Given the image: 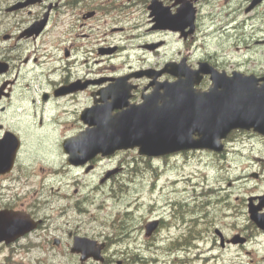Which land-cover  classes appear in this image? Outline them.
<instances>
[{
	"label": "flooded vegetation",
	"instance_id": "1",
	"mask_svg": "<svg viewBox=\"0 0 264 264\" xmlns=\"http://www.w3.org/2000/svg\"><path fill=\"white\" fill-rule=\"evenodd\" d=\"M250 2L244 0L242 6L246 8ZM211 3L212 0H0V233L17 231L19 234L30 229L8 243L0 242V250L23 252L62 247L70 252L75 238L83 237L104 244L103 261L98 264H125L108 254V234L82 233L80 221L65 228L67 238L64 240L57 237L63 232L58 220L75 209L74 198L79 195H75L76 185L91 188L85 198L95 199L102 194L109 199L107 195L112 197V192L118 199V193L126 187L125 174L130 173L128 179L133 182V177L140 174L139 168L123 163L122 155L128 151L122 150L109 157L99 154L84 163H69L66 150L71 146L66 149L65 143L83 134L86 136L93 128L89 124L93 109L120 104L117 99L123 101L124 97L127 106L138 105L157 86L174 82L176 78L163 72L167 63L181 64L182 67L175 70L184 68L193 74L205 64L210 70L231 77L232 83L240 81L244 89H253V93L264 100V33L247 39L250 54H244L247 56L243 57L244 63L226 67L216 54L205 50L197 61L190 58L188 49L199 34L200 11ZM184 4H191L196 11L192 33L188 27L181 32L157 28L159 23L152 15L153 8L161 10L165 15L160 19L166 21L169 19L166 13L176 16ZM227 8H231V0ZM259 9L263 12L260 21L264 25V0L252 13ZM136 25L142 31L134 34ZM128 27L133 29L128 32ZM123 32L132 33L128 37L131 40L128 49H133L132 44L138 39L142 40L136 45V51L145 61L165 48V39L172 36L182 43L184 51L178 52L170 62L124 67V48L119 43ZM198 76L195 89L208 91L213 85L211 75L199 73ZM124 109L126 107L115 108L109 115L115 116ZM223 143L224 151L220 154L199 150L145 160L167 162L179 156L206 154L211 156V164L218 166L231 151L227 199L220 194V187L207 181L201 184L193 181L199 175L186 177L191 179L186 184L193 190L201 187L195 195H207V198L198 202L185 197L169 204L174 217L183 222L185 232L183 239L169 238L170 247L187 246L202 237V222L208 229L212 224L208 219L211 214L206 215L204 205L216 199L219 206V201L226 204L229 218H246L242 229L229 236L214 228L220 249L244 250L251 258L252 253L246 248L252 237L247 231L251 228L264 235V229H259L251 220L252 214L264 219V133L233 129ZM150 173L151 176L154 173L152 186H155L164 172L163 168L151 164ZM61 182L74 187L73 195L59 194L60 189L54 188V184ZM174 183L183 184L179 179ZM113 186H117V190ZM109 187L112 189L108 193ZM184 214L192 217L187 220ZM148 222H157L149 239H154L166 225L156 216L145 225ZM177 227L180 230L182 226ZM193 245L198 249L195 241ZM69 256L78 258L80 264L93 262H82L80 254L70 253ZM249 262L253 264L255 260L249 259Z\"/></svg>",
	"mask_w": 264,
	"mask_h": 264
},
{
	"label": "rangeland",
	"instance_id": "2",
	"mask_svg": "<svg viewBox=\"0 0 264 264\" xmlns=\"http://www.w3.org/2000/svg\"><path fill=\"white\" fill-rule=\"evenodd\" d=\"M243 2L244 0H231V8L228 9V0H212L211 4L201 9L199 34L191 44V48L188 49V53L191 54L190 58L197 61L198 57L205 54V50L216 54L219 62L226 67L245 62L246 59L243 57L247 56L244 54H250L247 48V39L253 35L263 34L264 25L260 21L262 10L259 9L250 14L244 13ZM134 27V34L142 31L138 25ZM125 28L126 26H124ZM132 29L128 27L127 31L130 32ZM131 34L123 32L121 41H119L124 48L122 56L124 67L154 65L163 60H172L178 56V52L184 51L182 43L172 36L165 39L167 42L165 48L160 49L157 54H151L145 61L142 54L136 51V45L142 40L138 39L132 44L133 49H128L127 44H131L128 37ZM122 159L123 163L128 162L133 168H139L140 174L133 177V182L128 179L130 173L125 174L123 183L126 187H123L122 192L118 193V199H115L112 192V197L107 195L109 199L102 194L95 199H88L84 195L91 191V188L76 185L77 193L75 195H79L74 198L75 209L72 208L66 216H62L58 220L63 225V232L57 237L65 240L67 238L65 228L81 221L80 231L82 233H87L89 236L108 234L110 238L108 254L113 256L114 260L125 261V264H129V259L132 264H250L249 259L255 260L253 264H264V235L254 229L250 228L247 231V234L252 237L251 244L246 248V251L252 253L251 258L246 256L244 250L220 249L213 233L214 228H219L229 236L241 230L242 224L246 222L245 217L229 218L226 204H222V201H219L220 206L216 204V200L209 203L208 206L205 203L204 211L206 215L211 214L208 219L212 224L208 229L205 227L204 221L202 222V237L194 240L198 249L194 248V241H191L187 246L170 247L172 241L169 238L178 240L181 237L183 239L182 236L185 232L183 231V222L174 217L169 204L177 202L178 199L183 200L185 197L198 202H204L207 198L206 194L205 197L202 194L197 197L195 193H199L202 190L201 187L197 189L198 191L193 190L186 184L191 179L187 180L186 177L199 175L193 181L200 184L207 181L217 188L220 187L222 189L220 194L227 199L230 194L227 178L231 181V151H229L226 160L218 166L212 165L211 156L206 154H196L187 158L179 156L167 162H152L140 157L136 151H128L122 155ZM150 163L154 167L163 168L164 172L155 186H152L154 173L151 176ZM177 179L183 184L176 185L174 182ZM214 179L216 183L213 182ZM218 181L220 182L218 183ZM54 188L60 189L59 194L70 193L73 195L74 187L69 183L54 184ZM112 188L117 190V186ZM112 188L109 187L106 191L109 193ZM78 199L79 201L76 202ZM153 216L163 219L166 225L154 239H149L144 235V225ZM191 217L189 214H184V218L187 220H190ZM177 225L182 226L180 230L177 229ZM69 255V250L62 247L23 252L15 249L12 251L2 249L0 250V264H80L78 258ZM201 257L203 258L201 259ZM86 264L98 263L89 262Z\"/></svg>",
	"mask_w": 264,
	"mask_h": 264
},
{
	"label": "water",
	"instance_id": "3",
	"mask_svg": "<svg viewBox=\"0 0 264 264\" xmlns=\"http://www.w3.org/2000/svg\"><path fill=\"white\" fill-rule=\"evenodd\" d=\"M261 1L253 0L246 11ZM152 15L159 23L157 28L182 31L192 26L194 9L190 4H184L176 16L166 13L169 18L166 21L160 19H164L165 15L161 10L153 8ZM166 71L177 77V82L157 86L152 94L143 98L140 105L127 106V98L124 97L123 101L117 99L120 104L93 109L89 122L93 128L88 130L86 136L83 134L65 143L66 149L71 146L66 150L69 163L80 164L99 153L107 156L119 149L135 147L139 148L141 155L147 156L167 155L192 148L221 151L220 141L231 129L257 126L262 131L261 128H264V100L256 96L253 89H244L240 81L232 83L231 79H224L222 75L202 66L195 74L211 73L214 87L208 93H199L193 88L198 80H193V74L189 71L184 68L181 71ZM161 89L162 94L159 93ZM124 107L126 109L121 113L109 115L113 109ZM194 134H197V139L193 138ZM7 216L12 218L11 214ZM251 219L260 229H264V219L254 214ZM156 227V222L147 224L146 235H151ZM22 231L19 234L17 231L0 233V242L4 240L8 243L30 229ZM101 247H96L94 241L76 238L72 252L81 254L82 261L88 258L101 260Z\"/></svg>",
	"mask_w": 264,
	"mask_h": 264
},
{
	"label": "bare ground",
	"instance_id": "4",
	"mask_svg": "<svg viewBox=\"0 0 264 264\" xmlns=\"http://www.w3.org/2000/svg\"><path fill=\"white\" fill-rule=\"evenodd\" d=\"M212 192H213V191H212ZM213 194H214V193H213ZM210 196H211V195H210ZM214 199H215V198H214ZM215 200H216V199H215ZM211 202H212V201H211ZM216 204H217V203H216ZM220 204H221V203H220ZM189 246H190V245H189ZM129 262H132V261H131V259H130V261H129Z\"/></svg>",
	"mask_w": 264,
	"mask_h": 264
}]
</instances>
